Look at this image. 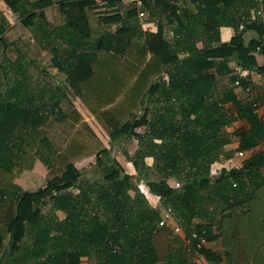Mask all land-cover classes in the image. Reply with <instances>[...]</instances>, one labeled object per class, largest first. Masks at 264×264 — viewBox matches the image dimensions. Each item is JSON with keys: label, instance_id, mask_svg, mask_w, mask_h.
Masks as SVG:
<instances>
[{"label": "trees", "instance_id": "trees-1", "mask_svg": "<svg viewBox=\"0 0 264 264\" xmlns=\"http://www.w3.org/2000/svg\"><path fill=\"white\" fill-rule=\"evenodd\" d=\"M8 2L22 18L36 15L32 33L52 65L67 73L83 111L62 87L56 94L41 79L33 86L29 67L36 58L30 42L0 10V264H16L22 257L26 264H81L92 251L96 264H188L177 253L179 240L158 225L160 209L139 190L131 196L132 175L115 165L98 134L113 143L128 126L134 139L129 158L137 171L148 167L147 158L154 161L156 177L145 178L150 192L173 208L186 232L206 230L209 240H220L227 261L208 262L264 264V152L244 158L240 169L226 165L218 176L211 175L219 141L235 120L242 118L250 127L241 150L264 139V120L253 102L239 99L236 86L218 88V75H229L236 64L264 74L255 54L264 52L263 43L250 47L241 35L223 42L219 22L223 18L226 26L238 27L253 0H145L144 21L161 16L178 26L170 29V37L166 31L145 34L143 43L135 40L143 35L137 3L122 13L117 20L122 28L113 33L98 29L96 17L117 2ZM55 4H62L66 14L62 27L47 21L45 10ZM248 28L262 38L261 25ZM173 44L182 45L185 54H172ZM70 58L76 64L68 71L64 62ZM209 69L216 72L205 73ZM248 84L243 80L241 88ZM46 92L54 101L49 113ZM139 121L146 122L144 134L136 132L135 126L143 125ZM38 159L48 173L45 185L30 193L39 213L29 220L23 203L29 191L15 181ZM86 160L104 169L108 186L89 190L83 184ZM172 180L180 186L173 187ZM68 186L80 190L75 194Z\"/></svg>", "mask_w": 264, "mask_h": 264}, {"label": "crops", "instance_id": "crops-1", "mask_svg": "<svg viewBox=\"0 0 264 264\" xmlns=\"http://www.w3.org/2000/svg\"><path fill=\"white\" fill-rule=\"evenodd\" d=\"M97 2H98V4H104L106 2H109V3L117 2V4H119L118 6H114L111 9H107L106 12L99 13L96 17V25H97L98 29H100V30L105 29L106 31H111L114 33L117 30H120L122 28V23L117 22V20H119L122 13H124L128 9V6H131V5L135 6V3H137V0H97ZM60 8L63 9L62 4H58V5L55 4V5L49 7L45 10V13L47 16V21L56 27L62 26L66 23V14H65L64 9H63V12H64V18H63V14H62V11ZM0 10H1L2 14L7 18V21L13 27H15L17 31L19 30L18 26H17L18 21L19 22L21 21L22 22L21 24L28 29H31L34 27V21L36 20L35 19L36 15L33 14V16H30L27 19L20 17V13L17 12L15 9H13V7L10 5L8 0H0ZM17 17H19L20 20L17 21ZM155 19H157L158 21L152 20L151 22H146L143 20V18H141V21H142L141 22V29H142L141 32H143V35L141 33L140 37H138V36L136 37L137 38V39H135L136 43L137 42L143 43L145 41V37H146V36H144L145 34L156 33L158 35H162L164 33V31H166L165 27H170V29H173L174 27L178 26L177 24L170 26L167 23L166 19L161 17V16H156ZM219 22H220L221 29H222V40H223V42L229 41L232 37H236L238 35H241L243 40H244V43L250 47L257 48L258 45L260 43H262L261 35L256 30V28H247L243 32H240V31H238V29H236L237 27L226 26V23H225L223 18H220ZM18 33H19V31H18ZM168 37H170V36H168ZM197 46L199 48L203 47V44L201 43V41L197 42ZM170 50H171L172 54L178 55V57L185 54V50H184L183 46L180 44H173L171 46ZM255 54H256L259 65L263 68L264 67V52L261 50H257V51H255ZM75 64H76V59H74V58L67 59L64 62V66H65L66 70H68V71ZM60 72L65 73V75L67 77L66 72H64V71H60ZM214 72H216L215 69H209V70L205 71V73H214ZM233 72H234V68H233V71L229 75H218V83H219L218 88H219V90H225L227 88L235 86L234 85V77L235 76H234ZM247 81L249 82L248 85L252 87L254 94L257 97V100L260 101L259 114L262 116V118L264 120V74L252 72L251 77L249 79H247ZM234 91L238 95L239 99H242L243 101L250 100L248 93H246V91L243 88L235 87ZM76 98H78V97L76 96ZM72 101L77 106V108L79 110L83 111L82 105L80 103L81 101L80 102L78 101L79 103L76 100H72ZM144 128H145V130L143 129V131L145 133L146 127L144 126ZM226 132H227V137H225L222 141H219V143L221 144V146H220L221 152H220L218 157L221 158V160L223 158H226L228 161L230 159L240 160L237 157L238 152L242 151L240 149V140L242 138H244L247 134H249L250 127H249L248 123L246 122V120L239 118V119L235 120L230 126H228L226 128ZM140 133H141V130H140ZM98 134L100 135V137L104 141L105 137H103V135L99 131H98ZM113 143H117V141H115ZM111 148L109 147V149H111ZM111 151H113V149H111ZM243 151L245 152V158L250 157L251 155L257 154V153L262 152V151L264 152V139L256 147L251 148L249 150H243ZM225 153H226V155H225ZM232 155H234V156L232 157ZM219 158L216 159L211 164L212 170L219 166L218 165L216 167V164L219 162L218 161ZM85 162L89 163V162H91V160H86ZM42 163L43 162L40 159H38L36 161L34 169L32 171H25L15 181L24 190H26V191L29 190V194L27 195V197L23 201V203L25 205H27V207H28L27 219H29L31 215L37 214V211L35 212V210L31 206L32 196L30 195V193L37 190L40 187H43L46 183L48 169L44 165V163L43 164ZM219 163H221V162H219ZM43 168H44V170H43ZM261 172L264 176V167L261 169ZM27 176H28V179H26ZM35 182H38V185H36V187L33 188L32 190H30V186H32ZM171 184H172V182H171ZM68 187H69L70 191H72L75 194L78 193L80 190V188L78 186H68ZM199 219L200 218L196 219V221L200 222ZM211 243L212 242L210 240L208 243V246H207V249L209 248L208 251H210V248L212 247ZM184 247H185V245H184ZM184 247L182 249H184ZM215 247H217L219 254H222V256L225 255V253L222 249L223 248L222 245L220 246V244H218ZM220 247H222V248H220ZM212 250H213V248H212ZM214 250H215V248H214ZM189 255H191V253H189L187 250L184 252V255H180V256L182 258H184L188 262V264H191L192 259L188 260ZM226 261H227V257H226L225 262ZM96 263H97L96 262V254L93 251L88 256H85L81 259V264H96Z\"/></svg>", "mask_w": 264, "mask_h": 264}, {"label": "rangeland", "instance_id": "rangeland-1", "mask_svg": "<svg viewBox=\"0 0 264 264\" xmlns=\"http://www.w3.org/2000/svg\"><path fill=\"white\" fill-rule=\"evenodd\" d=\"M60 9L62 11L63 18H64L63 9L62 8H60ZM18 20H20L19 17H17V21ZM153 21H158V20L154 18ZM21 23H22L21 21L20 22L18 21V24H17L18 29H19L18 31H19L20 35L24 38L25 41L30 42L31 51L34 53L35 58H36V62L29 67V73L34 79L33 80V86L34 85L37 86L36 84H34V82L37 83L38 79H39V81L43 80L44 83H46L49 86V88L51 89L52 92H56V90H59V88L62 87L63 88L62 91H64L66 93V95H68L72 100H76L77 102L78 101L80 102V100L78 98H76L75 93L73 92V90L69 87L68 83L66 82L67 80H66L65 73L60 72L59 69L55 68L52 65V63H51V61H50L45 49H42L41 45L36 41V37H34V33H32V30L26 28ZM62 26H58V27H62ZM165 30H166V35L169 36L170 35V27H165ZM37 36H39V35H37ZM57 41H58V43L60 44V46L62 48L65 47L66 42H64V40L62 38L59 37L57 39ZM50 47H51V45L49 44L48 48H50ZM59 91L61 92V90H59ZM48 94L50 95V92H46L45 95H44V99H47L45 101L44 108H45V112L49 113L53 109L54 101L50 98V96ZM56 94H57V92H56ZM153 106L151 105V107H153ZM85 115H86L85 118L87 120L92 121V118L88 114L85 113ZM180 121L181 120H180L179 116H176L175 117V124L179 125ZM139 122L142 123L143 125L135 126L136 132L140 133V130H141V132H144L143 129L145 130L144 126L146 125V122H144V121H139ZM131 128L132 127H130V126L127 127L126 135H124V137L122 139L117 140V143H111V141L105 137L104 138L105 144L108 147H110V148L112 147L111 149H113L111 154H112L113 159H115V165L118 166V167H121V169L123 170L124 173H129V174L132 175L133 178H132V182H131V185H130V187H131V190H130L131 196L134 197L135 194H136V190H139L140 193L146 199H148L149 203L153 207H157V208L160 209L161 214H162V212L164 211V210H162V208L164 206L162 205L161 201H159V198H157L156 195H154V194H152L150 192L149 187L146 185V179H145L146 177H151V178H155L156 177V175H155V173L153 172V169H152L153 163H154L153 159L151 157L146 159L148 167L143 169L144 172L141 173V172L137 171L134 163L129 158V153L131 151L129 146L132 143V141H134V139L131 138V135L129 133V131H131L130 130ZM233 156L234 155H232V157ZM218 161L221 162V163L218 162L219 164L217 163L216 167L218 165L220 166L223 163H224V165H228L229 166V162H228V160L226 158H223L222 160L219 158ZM32 170H30V171H32ZM43 170H44V168H43ZM104 174H105L104 169H102V167H99L97 165L96 160H91V162L87 163V171L82 177V181L84 182L83 184L86 185L85 183H87L88 186H89V190L98 189L99 187H102V186H108L109 183H107V182L104 183L105 182ZM26 179H28V176L26 177ZM173 181L174 180H172V182ZM36 185H38V182H35L32 186H30V190L35 188ZM31 206H32V203H31ZM46 210L47 209H45V211ZM199 210H201V209L199 208ZM36 211H37V213H39L38 209H36L35 212ZM58 213H59V216L61 218L65 217L64 213H62V212H58ZM36 216L37 215H31L29 220L30 219L34 220L36 218ZM199 220H200V222H203L204 218H200ZM176 239L179 240L176 243L177 253L179 255H184V252L187 251V248L184 247V243H183L182 240H180L179 237H177ZM207 239H208V237H207ZM22 241L24 242V239ZM209 241L210 240L208 239V243H209ZM29 242H30L29 239L26 238L25 243H29ZM211 242H212L211 243L212 247L210 248V251H208L209 248L207 249V246H208V244H207L206 247L203 249V251H201V255H202L201 257H198L197 254L195 255L193 252H191V255L188 256V258H189L188 260H191L194 257H197L198 260L201 259L200 260L201 264H210L208 262V259H214L218 263L225 262L226 256L224 254H223L224 256H222V254H219L217 247H215L218 244H220V246H221L220 240H218V239L217 240L216 239L212 240L211 239ZM20 244H21L20 241L17 242L16 243V245H17L16 247L19 248ZM183 247H184V249H182ZM212 248H213V250L215 248V250L213 251ZM220 248H222V247H220ZM26 263H27V259L24 258V257L18 258V260L16 261V264H26Z\"/></svg>", "mask_w": 264, "mask_h": 264}, {"label": "built area", "instance_id": "built-area-1", "mask_svg": "<svg viewBox=\"0 0 264 264\" xmlns=\"http://www.w3.org/2000/svg\"><path fill=\"white\" fill-rule=\"evenodd\" d=\"M253 2H254L253 6L249 9L247 14L242 17V21L236 29H238V31L240 32H243L250 25H261L263 28L261 40L264 45V0H253ZM137 5L141 9L139 16L140 18H143L146 14L145 11L146 9L144 8L145 0H137ZM233 73L234 76L236 77L234 81V85L236 87H241V82L243 80L249 79L252 74L251 70H249L248 68L244 67L241 64H236L234 66ZM244 90L246 91V93H248L250 97V101H252L254 106L256 107L255 111L259 113L260 101L257 100V97L254 94L252 87L248 85ZM141 133L144 134V132ZM237 157L240 160L230 159L228 162L230 167H235L236 169H240L243 167V159L245 158V152L243 150L239 151ZM225 166L226 165L221 164L219 167L211 170V175L218 176L222 172ZM172 186L179 187L180 183L178 181L172 182ZM234 186H236V183H234ZM56 194L57 193L55 192V195ZM156 197L159 198V201H161L160 196L156 195ZM162 210L164 211L160 216L158 225L160 227H167L170 230L171 236L173 238L179 237L180 240L183 241L189 253L193 252L195 255L197 254L198 257H201L202 256L201 251H203V249L208 244L206 230L203 231L192 230L188 233L185 231L184 227L176 219L172 207H163ZM200 260H198L197 257H194L192 259L191 264H201ZM159 264H165V263L161 262Z\"/></svg>", "mask_w": 264, "mask_h": 264}]
</instances>
